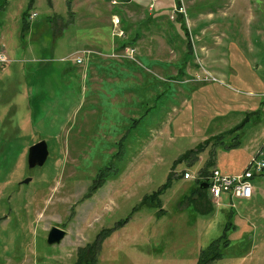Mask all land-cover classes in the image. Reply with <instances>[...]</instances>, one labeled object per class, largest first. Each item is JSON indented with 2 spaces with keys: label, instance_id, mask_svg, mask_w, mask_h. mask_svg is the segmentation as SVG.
<instances>
[{
  "label": "rangeland",
  "instance_id": "374dc122",
  "mask_svg": "<svg viewBox=\"0 0 264 264\" xmlns=\"http://www.w3.org/2000/svg\"><path fill=\"white\" fill-rule=\"evenodd\" d=\"M3 1L0 264H76L91 245L95 264H198L223 234L211 264H264V170L250 199L191 197L203 168L237 175L264 161V0ZM27 10L37 16L23 31ZM127 48L133 59H107ZM80 50L102 58L90 68L134 70L86 90ZM208 139L196 161H177ZM40 141L47 160L29 170ZM51 227L66 231L58 245Z\"/></svg>",
  "mask_w": 264,
  "mask_h": 264
},
{
  "label": "built area",
  "instance_id": "2783aa9c",
  "mask_svg": "<svg viewBox=\"0 0 264 264\" xmlns=\"http://www.w3.org/2000/svg\"><path fill=\"white\" fill-rule=\"evenodd\" d=\"M149 9L152 10L155 7V2L158 0H148ZM115 4V2H113ZM173 12L182 13L183 10L174 8ZM37 14L30 15V19H33ZM113 31L112 35L124 39L126 34L123 28H120V19L117 16H112ZM125 58L133 59L135 49L127 48L125 50ZM84 54V53H83ZM74 61L77 64H81L80 58H75ZM9 63V58L3 53H0V65L4 66ZM264 170V161H257L254 157L249 163L248 167L237 175H226L214 168L207 178L202 179L207 184L206 191L212 197V199L218 204L221 196L226 195L230 200L232 199H250L254 193L251 181L255 176L260 175ZM192 175L184 173V179H191Z\"/></svg>",
  "mask_w": 264,
  "mask_h": 264
},
{
  "label": "trees",
  "instance_id": "16d2710c",
  "mask_svg": "<svg viewBox=\"0 0 264 264\" xmlns=\"http://www.w3.org/2000/svg\"><path fill=\"white\" fill-rule=\"evenodd\" d=\"M120 1L122 3H127L130 0H120ZM31 3H32V0H31ZM6 4H7L6 1H3V3L0 5V12H1V10L4 9ZM177 5L179 6L180 3L178 2ZM29 16H30V13H29V10H27L23 14V17H22V20H23L22 30L23 31L28 29V22L27 21H29L28 20ZM177 20L179 21V23H184L183 21H185L183 19L182 15H180V14H176V22H177ZM181 26L184 27L183 24H181ZM184 28H186V26ZM185 31H186V35L189 36L188 35V31L187 30H185ZM126 44L127 43L122 44L121 45V49L125 48ZM189 46H190V44H189ZM241 126H242V124L238 125L237 127H235L230 132H236L237 129H239ZM210 140L211 139L205 140L203 143L198 145L194 150H191V151L187 152L186 154L182 155L177 161H183V160L186 161L187 159H189L191 157H193V161L192 162L196 161L197 160L196 158H198V155L200 154V152L205 147L208 146V144L210 143ZM209 174L210 173H208L205 168H203L202 171H200V175L206 176V175H209ZM171 177H172V174L169 175L165 185H163L158 191L154 192L152 195L144 197L141 203L142 204H149V203L153 204L152 201L154 200V198L159 196V195H161L168 188V186L170 185ZM196 182H197V187L192 191L191 197L196 196L197 199L201 200L202 196L206 192V190L200 189L199 186H200V184H202L204 182H203V180H200V179L197 180ZM127 220L128 219L124 220V223ZM119 225H123V223H119ZM228 245H229L228 240L225 239V235L223 234L221 237H219L218 239H216L212 243H210V245L207 246V248L204 251H202L201 258H200V261H199L198 264H211L214 261L221 259L223 257V255H224L222 251H224L225 248ZM222 248L224 250H222ZM92 252H94L93 249H92V245L88 246L86 248L79 249L78 250V257H77L76 264H95V260L96 259H91L90 262L88 261V258H89L90 254Z\"/></svg>",
  "mask_w": 264,
  "mask_h": 264
},
{
  "label": "crops",
  "instance_id": "0c3cea01",
  "mask_svg": "<svg viewBox=\"0 0 264 264\" xmlns=\"http://www.w3.org/2000/svg\"><path fill=\"white\" fill-rule=\"evenodd\" d=\"M113 50L114 49H112V47H111V50L108 52L112 53ZM79 52L84 53V55L82 56L83 62L79 65L84 64V68H83L81 75H82V79L84 80L83 83L87 88L86 90H88V88H90L93 91H100L101 87L104 83H107V84L112 83V82L117 83V82H119V78H118L119 76L121 77V76L126 75L128 73V70H134V69H128V68H124V67H119V68H115V69H111V70H104L102 68H90L92 63L97 62V60H98L97 58H100V60H102V58L97 56L92 51H90L91 53H88L87 50H80ZM95 56H97V57H95ZM107 59H115V60L125 59V60H128L122 54L117 56V57H107ZM119 63L117 61V64H119ZM125 72H127V73H125ZM80 73H81V71H80ZM120 90L121 89H119L118 87H115V97H116V98H114L115 100L118 99L117 94H118V91H120ZM100 96H102V95H98L97 98H99ZM120 135H121V133H120Z\"/></svg>",
  "mask_w": 264,
  "mask_h": 264
},
{
  "label": "water",
  "instance_id": "95a60500",
  "mask_svg": "<svg viewBox=\"0 0 264 264\" xmlns=\"http://www.w3.org/2000/svg\"><path fill=\"white\" fill-rule=\"evenodd\" d=\"M48 157L47 144L45 141H40L34 145H32L28 149L27 155V165L28 169L32 170L36 167H42ZM30 179H26L23 183H28ZM200 189L205 190L207 188L206 183L200 184ZM66 237V231L58 227H51L47 234V244L48 245H58L60 244L64 238Z\"/></svg>",
  "mask_w": 264,
  "mask_h": 264
}]
</instances>
